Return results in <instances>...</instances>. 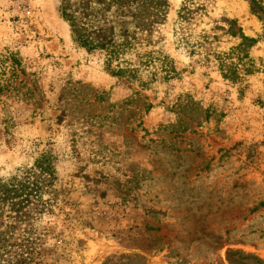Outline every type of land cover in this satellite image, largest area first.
I'll list each match as a JSON object with an SVG mask.
<instances>
[{
	"label": "rangeland",
	"instance_id": "rangeland-1",
	"mask_svg": "<svg viewBox=\"0 0 264 264\" xmlns=\"http://www.w3.org/2000/svg\"><path fill=\"white\" fill-rule=\"evenodd\" d=\"M58 3L0 0V181L54 167L38 200L3 207L5 256L264 264V0H168L127 55L152 57L134 80L72 42ZM230 20L257 39L237 81L213 55L239 42Z\"/></svg>",
	"mask_w": 264,
	"mask_h": 264
},
{
	"label": "trees",
	"instance_id": "trees-1",
	"mask_svg": "<svg viewBox=\"0 0 264 264\" xmlns=\"http://www.w3.org/2000/svg\"><path fill=\"white\" fill-rule=\"evenodd\" d=\"M256 4L257 0H250L253 12ZM167 8L168 0H59L58 3L59 16L68 24L72 42L87 51L102 53L107 66L112 67V73L130 80L139 78L141 66L149 67L152 57L150 52H136L140 63L137 67L127 55L138 47L139 34L151 31L165 19ZM257 8L264 11V6L258 5ZM236 26L237 22L230 20L227 34L239 42L227 51L213 52L223 77L232 81H237L241 73L254 71L249 50L257 42V39L246 36L242 28ZM11 60L13 66H20V61L14 55ZM164 66L166 64L162 69L168 74ZM35 171L37 174L33 176ZM32 173L31 169H24L0 181V204H4L0 205V213L4 206L19 212V208L24 206L22 203H29L32 196H40L43 184L51 183L54 178V167L48 159H41L34 164ZM8 252L12 251L6 229H0V264H23L24 258L19 257L21 253L13 251L7 257L5 254Z\"/></svg>",
	"mask_w": 264,
	"mask_h": 264
},
{
	"label": "bare ground",
	"instance_id": "bare-ground-1",
	"mask_svg": "<svg viewBox=\"0 0 264 264\" xmlns=\"http://www.w3.org/2000/svg\"><path fill=\"white\" fill-rule=\"evenodd\" d=\"M65 26V25H64ZM67 36H69L67 33H66Z\"/></svg>",
	"mask_w": 264,
	"mask_h": 264
}]
</instances>
